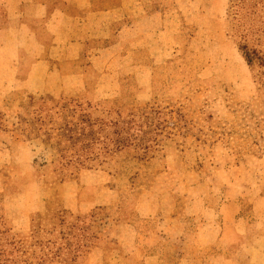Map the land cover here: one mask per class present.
Masks as SVG:
<instances>
[{
    "label": "rangeland",
    "instance_id": "rangeland-1",
    "mask_svg": "<svg viewBox=\"0 0 264 264\" xmlns=\"http://www.w3.org/2000/svg\"><path fill=\"white\" fill-rule=\"evenodd\" d=\"M138 1L171 15V41L97 68L84 51L65 68L83 84L22 83L28 53L0 45L5 227L46 209L86 217L92 248L54 264H264V81L239 50L264 54V0Z\"/></svg>",
    "mask_w": 264,
    "mask_h": 264
},
{
    "label": "crops",
    "instance_id": "crops-1",
    "mask_svg": "<svg viewBox=\"0 0 264 264\" xmlns=\"http://www.w3.org/2000/svg\"><path fill=\"white\" fill-rule=\"evenodd\" d=\"M5 6L0 45L28 53L25 84H83L84 72L65 68H78L84 51L98 53L89 58L97 68L96 62L105 63L111 53L147 51L171 41L166 39L171 15L147 13L138 0H120L115 6L109 0H6ZM18 66L17 57L14 75Z\"/></svg>",
    "mask_w": 264,
    "mask_h": 264
},
{
    "label": "trees",
    "instance_id": "trees-1",
    "mask_svg": "<svg viewBox=\"0 0 264 264\" xmlns=\"http://www.w3.org/2000/svg\"><path fill=\"white\" fill-rule=\"evenodd\" d=\"M251 33V32H250ZM244 31L242 36L244 35ZM239 50L246 64L249 67L259 69V81H264V54L256 49H250L243 41ZM30 107L35 105L30 97ZM42 100V99H41ZM47 100V99H46ZM52 101V99H48ZM42 101L34 109V120L42 122L40 113L44 112ZM76 107H80L76 104ZM37 115V118H36ZM24 118L19 117L17 130L29 131V125ZM23 126H26L23 128ZM28 128V127H27ZM4 115L0 111V133L5 132ZM32 133L29 131V134ZM115 133V132H113ZM117 134V133H115ZM29 138V136H28ZM119 140V141H117ZM114 149H123L124 142L117 139ZM86 217H74L65 210L46 209L45 213H35L28 220L25 230H18L14 227H5L4 219L0 215V264H54V263H75L84 256L94 245L95 237L87 233V226L83 227ZM77 230L80 233H74Z\"/></svg>",
    "mask_w": 264,
    "mask_h": 264
}]
</instances>
